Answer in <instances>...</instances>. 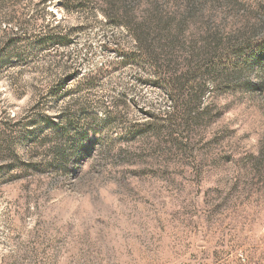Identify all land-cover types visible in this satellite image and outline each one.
Wrapping results in <instances>:
<instances>
[{"label":"rangeland","instance_id":"1","mask_svg":"<svg viewBox=\"0 0 264 264\" xmlns=\"http://www.w3.org/2000/svg\"><path fill=\"white\" fill-rule=\"evenodd\" d=\"M263 40L264 0H0V264H264Z\"/></svg>","mask_w":264,"mask_h":264},{"label":"trees","instance_id":"2","mask_svg":"<svg viewBox=\"0 0 264 264\" xmlns=\"http://www.w3.org/2000/svg\"><path fill=\"white\" fill-rule=\"evenodd\" d=\"M161 24V23H160ZM158 30H160L162 27L159 25ZM162 33V32H160ZM161 38L162 36H160V34L157 36V42L154 43V46H147L146 44H143V41L140 39H136L137 44L139 45L138 48L140 49L141 53H142V57L145 56L146 61L150 64L151 68L156 71L155 72V82L156 83V87H158L161 91H164L166 93L167 96L166 98V102L165 104H171V105H180V104H190L188 101H184L182 100V98L176 97V95L174 96L173 94H178L180 91L185 90L188 87V84L183 81V76H179L176 75L178 72L175 71V66H177L175 64L174 61H170V60H163V61H159V58H161V56L164 54V52L168 51L166 50L167 48L169 49H173L174 46L176 45L177 40H175L174 37L169 36V38L174 39L170 42L167 43V46L164 45L162 43V38L161 40L158 38ZM69 36L65 35L64 33H59L58 35H50L48 36L46 39L42 40L40 43L44 46V47H59V46H64L66 44V42L68 41ZM168 38V36H167ZM254 46L250 47L251 49H253ZM152 49V51H150ZM257 49H259V53H260V59L261 61L264 60V40L263 42H260V46L257 47ZM153 55H155L156 57H152ZM65 56V55H63ZM69 57H67L68 59ZM247 62V61H246ZM242 63L243 65L246 64ZM174 65V66H172ZM187 69V76L189 77L191 83H193L194 85H196L198 87V90H200L201 92L204 93V90L206 88V85L210 84L211 81L213 82V79H208L206 78L207 74H209V71L206 69H200L199 67L194 68L192 65V62L190 63L189 66H185ZM216 67V65H215ZM239 68H240V64H239ZM243 69V68H240ZM172 70H174V72L172 73ZM162 71V72H161ZM167 73H171V75L167 76ZM184 74V73H182ZM185 74V75H186ZM210 75V74H209ZM200 79L199 83H196V81ZM185 82V83H183ZM203 83V84H201ZM195 89V88H194ZM202 93V94H203ZM196 102L198 103H203V98L202 96L200 98H197ZM176 107H174L175 109ZM189 112V111H188ZM188 114L192 115L191 112H189ZM95 144V143H92ZM91 147V146H90ZM89 147V149H90ZM91 150V149H90ZM90 150H88V152H90Z\"/></svg>","mask_w":264,"mask_h":264}]
</instances>
